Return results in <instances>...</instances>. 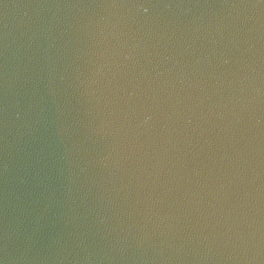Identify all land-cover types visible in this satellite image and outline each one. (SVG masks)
<instances>
[{
	"label": "water",
	"instance_id": "water-1",
	"mask_svg": "<svg viewBox=\"0 0 264 264\" xmlns=\"http://www.w3.org/2000/svg\"><path fill=\"white\" fill-rule=\"evenodd\" d=\"M0 264H264V0H0Z\"/></svg>",
	"mask_w": 264,
	"mask_h": 264
}]
</instances>
